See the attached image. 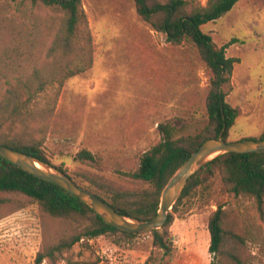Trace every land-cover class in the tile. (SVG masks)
<instances>
[{"label":"rangeland","instance_id":"obj_1","mask_svg":"<svg viewBox=\"0 0 264 264\" xmlns=\"http://www.w3.org/2000/svg\"><path fill=\"white\" fill-rule=\"evenodd\" d=\"M207 2L196 0L202 6ZM82 4L87 30L70 41L68 50L53 51L62 12L29 0H0V103L9 85L15 86L21 77L33 79L34 88L44 85L32 99L22 95L25 114L5 123L0 140L35 144L51 165L62 168L78 185L106 198L130 194L125 197L134 201L135 193L149 187L130 174L164 138L161 125L173 127L174 139L180 142L210 128L206 103L212 74L188 42L172 44L165 34L154 31L138 14L134 0H82ZM202 30L217 48L240 41L226 50L227 57L240 60L223 87L226 101L241 110L229 141L260 140L264 0H242ZM86 32L92 37L91 46ZM90 62L85 72L63 80L65 71ZM83 150L94 160L78 158ZM214 184L213 198L208 201L200 193L185 200L167 227L173 245L170 264L212 262L209 218L220 203L249 230L253 264H264V215L256 201L225 193L219 181ZM0 217V264H36L44 248L72 239L95 222L92 213L54 218L37 201L15 193H0ZM162 257L151 232L135 237L109 233L84 238L43 264H160Z\"/></svg>","mask_w":264,"mask_h":264},{"label":"trees","instance_id":"obj_2","mask_svg":"<svg viewBox=\"0 0 264 264\" xmlns=\"http://www.w3.org/2000/svg\"><path fill=\"white\" fill-rule=\"evenodd\" d=\"M29 1L33 5L43 4L55 8L64 14L53 51L61 48L68 50L70 41L78 38L83 28L87 30V15L82 0ZM240 1L242 0H208L207 5L202 6L196 4V0H134L138 14L154 31L165 34L168 42L172 44L188 42L211 71L212 78L206 103L211 124L210 128L198 137L189 138L184 142L174 139L173 127L161 125L160 130L164 138L142 156L139 168L130 174L133 180L147 185L149 189L135 193L134 201L125 197L130 194L115 193L113 197L106 198L100 192H94L120 214L144 221L155 218L160 210L165 186L184 162L209 139L223 138L229 141L230 131L240 117L241 110L226 101L223 87L230 83L234 66L240 60L227 57L226 50L240 41L234 39L231 43L217 48L213 38L203 32L202 26L218 21ZM86 33L88 46H91L92 37L90 33ZM91 64L90 62L89 65L78 66L75 70H62L61 73L65 71L63 80L85 72ZM16 81L15 86L9 85L4 100L0 103V138L4 125L10 118L16 122L25 114L26 105L21 102L22 95L26 93L29 99H32L44 90L43 84L34 88L33 79L25 81L21 77ZM261 139H264V136ZM0 144L50 163L42 149L35 144H24L17 140H0ZM78 158L94 160L93 154L87 150L81 151ZM58 169L68 174L62 168ZM217 181L229 195L254 199L260 213L264 215V152L223 154L189 180L183 194L170 211L165 227L151 231L155 247L163 251V261L160 264H170L173 256V245L166 229L175 220L179 208L185 200L196 198L200 193L206 195L209 201L215 195L214 183ZM0 193H15L33 199L45 212L58 219L94 214L95 222L89 228L72 239L64 238L51 249L44 248L46 251L38 253L36 264H43L47 258H53L56 253H63L84 238L93 239L109 233L136 236L106 224L92 209L66 190L22 170L1 156ZM208 228L211 235L210 253L214 255L210 264H253L254 257L251 252L248 253L247 246L249 230L231 217V211L226 209L224 204L220 203L217 210L213 211Z\"/></svg>","mask_w":264,"mask_h":264},{"label":"water","instance_id":"obj_3","mask_svg":"<svg viewBox=\"0 0 264 264\" xmlns=\"http://www.w3.org/2000/svg\"><path fill=\"white\" fill-rule=\"evenodd\" d=\"M264 152V139H246L230 142L223 138L207 140L193 153L165 186L158 215L151 220H140L117 212L108 202L94 192L78 185L68 174L50 163L0 144V156L22 170L52 182L81 200L106 224L132 234L162 230L169 220V213L183 194L189 180L204 166L227 153L249 154Z\"/></svg>","mask_w":264,"mask_h":264}]
</instances>
